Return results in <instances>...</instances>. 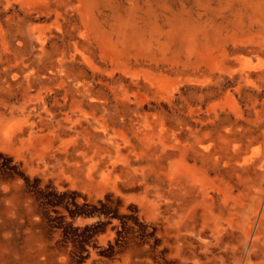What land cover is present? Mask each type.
I'll return each instance as SVG.
<instances>
[{"label": "bare ground", "instance_id": "1", "mask_svg": "<svg viewBox=\"0 0 264 264\" xmlns=\"http://www.w3.org/2000/svg\"><path fill=\"white\" fill-rule=\"evenodd\" d=\"M226 1L233 15L229 28L181 11L158 22L150 6L137 3L112 11L107 20L98 16L105 15L100 7L111 0H0V104L7 106L20 96L21 106L9 111L20 118L17 129L26 125L30 132L55 133L59 176L74 180L85 192L143 184L145 200L151 194L156 201L150 208L163 200L164 214L157 206L152 218H164L161 234L172 241L173 255L182 264H224V254L220 263L212 258L215 246L236 255L241 251V264H264V214L258 217L253 210L248 227L242 221L246 212L230 204L237 197L232 191L237 189L239 196L242 190L243 195L253 179H234L237 169L261 179L256 184L264 192V136L249 140L261 145L249 150L245 144L226 155L212 151V133L194 137L184 132L180 114L185 104L192 105L181 84L192 81L201 90L212 89V71L218 66L229 75L233 87L227 92L234 101L235 95L249 97L251 88L256 96L263 95L264 110V0ZM18 3L21 12L13 10ZM37 4L41 8L34 10ZM73 8L81 9L79 23L69 21ZM35 12L54 18L36 24L31 20ZM229 43L233 47L228 51ZM249 47L256 62L241 55ZM206 93L212 92L202 91L197 102ZM152 100L156 105L146 110ZM208 106L212 109V101ZM212 170L229 177L227 187L218 188L221 204L216 211ZM255 198L257 209L262 197L255 192L250 200ZM237 211L241 219L233 224ZM235 230L244 246L249 245L245 255ZM35 258L25 264H41Z\"/></svg>", "mask_w": 264, "mask_h": 264}, {"label": "rangeland", "instance_id": "2", "mask_svg": "<svg viewBox=\"0 0 264 264\" xmlns=\"http://www.w3.org/2000/svg\"><path fill=\"white\" fill-rule=\"evenodd\" d=\"M133 3L139 7L150 6L158 22L178 11L202 22L221 24L225 28H229L233 19L232 8L226 0H111V5L102 4L100 10L105 15L98 17L111 20L112 11L127 10ZM20 5L16 4L13 10L21 12ZM29 5L34 6L32 3ZM39 5L33 9H40ZM76 10L73 8L69 13L70 22H80L81 9ZM32 15L35 18L31 20L36 24L48 23L54 18L53 14L50 17L38 12ZM85 16L88 18V13ZM232 47L233 43H229L227 50ZM250 50V47L247 48L241 55L256 62ZM221 69L218 66L212 71V89L201 90L199 84L192 81L181 84L183 95L192 99L190 107L193 110L185 104L180 114L184 132L194 137L204 132L212 133V151H227L226 155H231L233 149L243 148L245 144L249 150L261 145V142L249 143V140L257 136L262 140L264 136L263 95L256 96V92L249 88V97L234 96L236 105L227 92H232L233 84L227 72H221ZM202 91L212 93H206L203 102L199 103L197 97ZM261 91L264 92V88ZM55 96L56 93L49 97V104L53 103ZM255 97H259L258 101H255ZM9 101L7 106L0 104V114H5L4 127L0 129V264H25L31 256H35L41 264H182L173 255L172 241H164L166 237L161 234V220L164 218L158 221L152 218L154 207H159L164 214L163 200L157 202L158 207L152 205L150 208V204L156 201L151 194L147 196L148 201L145 200L143 184L124 187L120 191L109 188L88 193L74 180L59 176V142L56 134L48 131L30 132L26 125L18 130L15 123L20 118L9 111L12 107H20L22 100L17 96ZM210 101L212 109L208 106ZM154 105L156 103L152 100L145 109L152 110ZM166 108L170 111L168 105ZM241 134L245 135L243 139H235ZM223 158L219 161L218 170L223 168L226 156ZM218 170H212V181L216 180L212 182V209L215 211L221 204L218 188L224 190L229 181V177ZM236 172L234 179L243 176L244 181L253 177L243 195L242 190L239 196L237 189L232 191L237 197L230 203L234 209L246 212H241L242 221L250 227L247 219L252 216L253 210L258 217L264 214V192L256 184L261 179L239 169ZM252 185L254 189H251ZM255 192L262 197L257 209L258 198L250 200ZM143 206L147 207V215L143 214ZM173 206L177 207L176 203ZM201 211L199 209L198 213ZM239 213L237 211L231 216L233 224L234 220L241 219ZM166 214L169 215V212ZM234 234L235 240L242 243L244 255L247 254L249 245L244 246V238L239 230H235ZM222 247L215 246L212 250V258L219 259L218 263L221 262L222 254L226 260L224 264L243 263L237 261L241 251L236 255L231 250L223 251Z\"/></svg>", "mask_w": 264, "mask_h": 264}]
</instances>
